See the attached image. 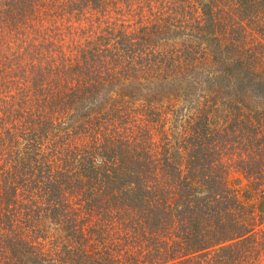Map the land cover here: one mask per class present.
<instances>
[{"label":"rangeland","instance_id":"1","mask_svg":"<svg viewBox=\"0 0 264 264\" xmlns=\"http://www.w3.org/2000/svg\"><path fill=\"white\" fill-rule=\"evenodd\" d=\"M72 1L74 0H68L70 7ZM101 2L103 6L95 10H85L83 13L76 8L73 10V7L69 8L70 11L68 9V14L59 13L55 9L58 15L55 20L60 18L62 21L58 24L63 26L50 32L49 42L54 57L62 54L68 57L65 59L71 66L67 65L68 75L65 79L67 78V86L71 85L67 89L72 95L68 98V113L51 114L47 109L42 114L58 125L57 132L63 135H68V126L74 127L75 123L90 121L96 124L103 121L102 127L100 124L99 128L92 129L88 134L81 132L79 143L87 146L91 137L102 136L100 142L104 136L109 138V135L114 140L107 149L112 146V150L118 155L120 145L114 142L117 140L123 145L122 142L125 141L127 147L124 148H128V153L134 155L129 157L131 167L150 171L151 179L155 178L153 181L157 189L158 174L166 175L167 172L172 184L180 182L178 186L185 180L193 184L196 181V185L200 186L197 182L200 179L194 177V173L203 176L208 173L210 167L219 165V161L224 168L225 164H229L230 170L229 167L225 168L228 172L226 187L235 201L241 203L248 211V214L241 216L248 220L245 230L241 229L244 234L235 240L237 247L243 251L241 256L248 264H264V184L252 182L249 176L243 174L247 171L245 163L250 159L249 152L245 156L244 147L250 140L262 141L261 136H264V98L260 95L261 91L264 92V34L255 36L248 44L250 49H254L252 54L259 58V64L252 60L250 66H245V62L240 59L228 63L229 59L222 58L225 49H219L214 43L217 37L211 40L209 33L204 31V38L195 29L197 25L204 23V18L206 19L201 13L202 7L207 4L209 6L214 0ZM2 7H5L4 3H0V9ZM172 10L176 14H173ZM211 10L213 11V8ZM260 24L264 29V16ZM166 25L171 29L166 28ZM174 28L179 30L175 33ZM109 30L113 34L119 32L124 42L116 44L118 37H111ZM3 33L0 24V36ZM5 35L0 38L2 45L7 41ZM7 57L9 53L0 46V75L10 70L6 67L3 71V65L7 66L3 58L6 60ZM17 61L11 59L8 64L12 71L23 70L19 71L20 74L22 72V90H31V83H35L40 85L41 90L52 91L54 95L67 91L64 90L67 86L63 75L60 74L59 78L55 76L56 82L50 83L54 76L50 71L48 76L52 78L43 84L47 88H43L38 77L41 70L36 69L42 68V72L47 75L43 65L36 64V68L31 71L27 64L22 68ZM224 61L229 65L221 64ZM34 71H37V74ZM254 74L258 75L257 80L254 79ZM239 86L246 88L241 90L238 89ZM12 89L9 85L6 86V94L12 93ZM28 105L25 109H29ZM52 109L55 110L53 106ZM24 113L28 114L30 111ZM240 126L244 139L237 143L234 135ZM255 126L259 132L253 136L251 129ZM204 127L211 131L224 130L229 135L225 143L228 155L223 154L222 157L219 156L220 159L218 156H209L207 159L202 144L204 135H200L193 144L196 130L199 133L205 132ZM206 138L209 140L210 135ZM21 146L22 144L20 148ZM137 152H141L143 157H137ZM239 154L244 157L240 158ZM239 158L240 161L243 160V164L238 163ZM133 161L135 163L132 165ZM260 170H264V165L260 166ZM164 193L167 197L161 193L148 201L153 200L154 203L160 204L159 207L164 205L167 209L171 205V198L176 196L177 192L169 188ZM64 199L71 203L69 196L66 195ZM148 201L144 200L146 204L141 207L148 208ZM148 209L151 212L154 210L153 207ZM135 215L134 222L137 226L144 227V232L125 243L116 242L120 245L119 250L122 249L117 257L102 247V259L94 256L101 259L102 264H217L213 259L214 251H198L187 255L189 249L196 248L201 242V236L198 234L200 225H196L198 231H188L187 237L193 246L187 247L182 239L184 234H175L163 213H159V217L163 215L165 229L160 233L156 231V224L160 223L157 217L152 215L148 220L137 213ZM40 217L37 225L46 236H64L60 225L53 219H47L42 213ZM95 220L96 218L91 219ZM117 221L116 219L115 223L108 222L107 228L101 223L102 236L107 234V230L112 235L116 231ZM160 225L162 226V223ZM84 227L83 222L82 228ZM158 251L162 254L156 255ZM191 256L194 258L190 259Z\"/></svg>","mask_w":264,"mask_h":264},{"label":"trees","instance_id":"2","mask_svg":"<svg viewBox=\"0 0 264 264\" xmlns=\"http://www.w3.org/2000/svg\"><path fill=\"white\" fill-rule=\"evenodd\" d=\"M0 3L5 6L0 9V24L4 31L0 38H4L5 33L7 38L5 44L1 43L0 46L9 53L6 60L3 58L7 62V66L3 65V71L6 67L10 69L8 73L0 75V264H102V247L117 257L122 249L119 250L120 245L116 242L125 243L144 232V227L137 226L134 222L136 213L148 220L152 215L157 217L160 222L156 224L158 233L165 229L162 220L165 215L175 234H184L182 239L187 247L193 246L189 243L188 231H195L196 225H200L199 231H196L201 236V242L196 248L189 249L187 255L198 251H214L213 259L217 264H248L235 241L244 234L241 229L245 228L248 218L241 216L248 214V211L235 201L226 187L228 172L225 168L229 164H225L224 168L219 161V165L210 167L203 176L194 173V177L200 179L197 181L200 186L196 185V181L193 184L187 180L178 186L180 182L172 184L167 172L166 175L158 174L157 189L150 171L131 167L129 157L134 155L128 153V148H124L127 147L125 141L122 142L123 145L117 140L114 142L120 145L118 155L112 150V146L107 149L114 140L109 135V138L104 136L100 142L102 136L91 137L87 146L79 143L81 132L88 134L92 129L99 128L103 121L97 122L99 124L90 121L75 123L74 127L68 126V135H63L57 132L59 126L42 114L47 109L51 114L68 113V98L72 95L67 89L71 85L67 86V78L65 79L69 65L65 58L68 57L65 54L54 57L49 42L50 32L63 26L58 24L62 21L60 18L55 20L58 16L55 9L59 13L68 14V9L73 7V10L76 8L83 13L103 6V2L74 0L70 3L71 7L68 0H0ZM172 12L176 14L173 10ZM201 13L206 19L195 29L203 37L204 31H207L211 40L217 37L215 45L219 49H225L222 58L229 59L228 63L243 60L245 66H250L252 60L259 64V58L252 54L254 49H250L248 44L255 36L264 34L260 24L264 16V0H214L209 6L207 4L202 7ZM166 28L171 29L168 26ZM174 30L176 33L179 29ZM110 36L118 37L116 44L124 42L119 32H111ZM11 59L18 60L17 63L22 68L27 64L31 71L36 68V64L43 65L47 75L42 72V68H36L41 70L38 77L42 86L52 77L50 83H55V76L59 78L63 75L67 86L64 90L67 91L54 95L52 91L41 90L40 85L35 83H31V90H22V72L20 74L19 71L23 70L12 71L8 64ZM224 63L229 65L225 61L221 64ZM50 71L54 76H48ZM34 72L37 74V71ZM253 77L258 79L257 74ZM8 85L13 89L12 93L6 94L5 87ZM245 88L238 87L241 90ZM260 95L264 98V92L261 91ZM26 105L29 109H25ZM52 106L55 110H51ZM29 111L28 114L24 113ZM206 128L204 130L208 133L196 130L193 144L200 135H204L202 144L207 159L209 156H218L220 159L219 156L228 155L225 143L229 135L224 130L211 131ZM63 130L66 129H61ZM240 130L241 126L234 135L237 143L244 139ZM258 132L256 126L251 129L253 136ZM208 134L209 140L206 138ZM261 137L262 141L253 139L244 147L245 156L249 152L253 157L248 155L249 162L245 163L247 171L243 174L258 184H264V170H260V166L264 165V136ZM136 156L143 157L141 152H137ZM240 158L238 163L243 164ZM133 163L135 161L131 164ZM169 188L177 192L171 198L169 208L166 209L164 205L159 207L160 204L153 200L148 201L155 195H165L164 191ZM66 195L70 197L71 203L64 199ZM144 200L149 202L148 208H154L152 212L147 207H141L146 204ZM41 213L60 225L64 236H46L37 225ZM159 213H163L161 218ZM94 218L97 221H91ZM114 218L118 220L116 231L110 235L106 229L107 234L102 236V224L107 228L108 222L115 223ZM261 247L260 244L259 248ZM161 254L160 251L156 253ZM95 255L101 259H97ZM192 257L190 259L194 258Z\"/></svg>","mask_w":264,"mask_h":264}]
</instances>
